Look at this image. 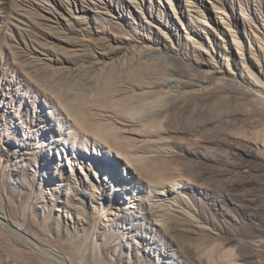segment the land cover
I'll use <instances>...</instances> for the list:
<instances>
[{"label": "rangeland", "instance_id": "rangeland-1", "mask_svg": "<svg viewBox=\"0 0 264 264\" xmlns=\"http://www.w3.org/2000/svg\"><path fill=\"white\" fill-rule=\"evenodd\" d=\"M201 1L0 0V264H92L93 255L102 264H161L156 251L144 257L140 241L115 226L122 220L116 217L109 179L116 180L127 168L145 191L154 189L151 182L123 157L111 167L106 158H113L114 150L110 154L99 142L103 154L98 155L92 137L86 149L103 159L101 177L107 184L96 179L93 166L83 164L90 179L86 172L75 171L80 166L72 157L63 153L59 159L50 144L53 139L73 132L76 146L82 135L57 95L83 94L89 100L77 97L76 104L89 116L102 122L109 118L122 126V137L134 143L152 180L182 183L189 197L183 202L197 213L220 223L214 199L251 196L255 202L250 207L259 212H255L257 221H264V167L245 172L240 153L254 141L253 130L259 128L255 101L233 85H198L209 70L251 80L243 63L248 68L258 65L259 44L253 33L264 38V0ZM221 2L223 20L214 7H221ZM200 13L205 21L198 18ZM232 20L231 31L223 21ZM190 32L208 52L188 38ZM143 48L181 58L179 70L170 76L169 71L143 65L139 57ZM108 62H121L123 67L104 70ZM167 80H174L175 93L157 105L155 94ZM183 81L190 88H182ZM109 92L117 100L153 107L159 123L148 131L124 114L114 116L106 104ZM252 120L256 123H248ZM25 150L29 154H22ZM21 155L30 157L26 165H20ZM134 215L140 218L146 213ZM102 219L111 224L100 226ZM251 226L243 221L235 231L239 240L255 235ZM155 237L160 251L176 248L172 240L167 243L174 237L162 233Z\"/></svg>", "mask_w": 264, "mask_h": 264}, {"label": "bare ground", "instance_id": "bare-ground-1", "mask_svg": "<svg viewBox=\"0 0 264 264\" xmlns=\"http://www.w3.org/2000/svg\"><path fill=\"white\" fill-rule=\"evenodd\" d=\"M188 1L191 2V0H187V2ZM212 2L214 3L215 0H212ZM220 5L221 7L218 5H214V7L218 10L215 12L220 13L222 15L221 19L223 20V15L225 16L226 13L224 12L225 10L223 7V2H221ZM199 7L200 6H197L196 9L200 10ZM200 15L201 16H198V18L205 21V17L202 16L201 13ZM221 22L222 21H220V23ZM223 22L227 25L230 30L231 27L233 28L232 24L235 23L234 20H232V22ZM234 35L236 36V34ZM187 36L189 39L192 40L194 44L205 49V52H208L207 47L201 45L200 42L196 40L195 36L191 34V32L188 33ZM253 36L257 37L255 40H257L259 44L258 52L260 53V59L259 57L254 56L256 58V61H258V65L254 64L252 65V68H248L249 66L245 64V62L243 63L244 68L246 69V72L250 76V79L252 81L250 80L247 82H243L242 80H237V77L233 75L234 73L227 74L225 73V71L223 73H220L222 71H208L207 69L208 72L206 70L205 72H207L208 75L206 74L207 76L198 84L201 88L208 85V83H221L225 85H233L237 89L242 91L244 96L251 98L253 101H255V115L258 116L256 122H258L259 128L257 127L255 128V130H253V133L255 132L253 134L255 138L254 141H250V145L244 147L246 149H241L242 151L240 152L241 158H243L241 166L247 173L257 171L262 166L264 167V38L263 36L255 35V33H253ZM233 39H235L237 43L240 42L236 38ZM111 54H115V52L112 51ZM139 57L143 60V65L154 67L156 66L159 68V70H165L167 71V73L169 71L170 76H172L175 72L179 70V68H177V65L178 62L181 61V58L179 59L178 57L169 55L165 52H155L144 48L142 51L139 52ZM122 67L123 63L112 62L104 70L116 71L121 70ZM140 76L142 75H137V77L139 78ZM174 80L165 81L161 86V89L155 94L156 99H154L156 100L157 105H160V103L163 102L164 99L170 98L174 95L175 90L172 87V82ZM188 83H185L183 81L182 88L184 86H190ZM77 97L83 98L86 101L89 100L86 99L83 94L74 95L72 98H63L58 95L56 96L61 108L65 111L68 117H71L73 119V122L75 123L77 129L81 132V142L75 146V138H77V134L71 132L67 137L60 136L57 139H53L50 144L52 145V147H55L59 152V159H63L64 153L67 154V158H69V156L72 157L71 161L77 162L79 164V170H77V168L75 170V167L73 166L74 164H71L70 162L71 170L74 169L78 173H83L86 172V168L83 164H89L93 166L92 168L94 170L96 179H100L101 185H103V183L106 181L105 179L102 180L100 166L103 164V166L105 167L106 164L103 163L102 158L95 157L94 153H89L88 149H86V143L89 142L92 138L94 139L91 141L92 144L95 148L98 147L99 149L96 152L98 155L103 154L100 147L101 142L104 144L102 145L103 147L106 146L108 148V152L110 154L111 150H114L115 154H112V156L114 155L115 157L113 156V158H106L108 160V164H110L111 167H115V165H117V160L123 157L127 163H135L138 170L149 179V181L151 182V186H153L154 189H149L148 191L144 190L141 181L137 177H135L136 179H131V175L127 168H125L123 175H119L116 180L109 179L111 180L112 184L113 196L115 197L117 202L116 217L122 220V225H119L121 224V222H118L115 226L120 227L122 232L128 234L133 239H137V241H140V247H142L141 250L143 252L142 255L144 257L147 256L148 253L156 251V253H158L157 259H160L161 264H264V221L258 222L257 220L259 217L257 214L259 212L257 213L255 211L257 213L256 214L252 211L250 207L251 204L255 202L254 198H251L250 196L251 199H245L242 197L241 199H234L233 197L231 198L229 192L228 194L230 196L224 195L225 197H222L223 199H214L213 204L215 205V214H218V216L221 217L220 223L215 222V220H211V217L197 213L196 209L191 207L187 202H183L184 199L188 196H186V194L181 189L182 183L180 184L177 181V183L171 181V184H169L165 180L153 181V174L151 171H148L144 168L139 155H137V150L134 146V143L130 140H125L124 137H122L121 130H123V127L114 121L111 122L109 118H106L107 120L102 122V120L99 121V119L96 120V118L94 119L93 117L89 116V114L86 113L83 108H80L76 104ZM109 97L110 100L106 104L112 108L111 113H113L114 116L119 118V113L124 114L130 119L136 120L140 129H147L148 131H152L153 128L159 123V117L157 112H152L153 107L147 108L145 107L144 103L135 104L131 103L128 100H117L114 98L115 96L113 92H109ZM145 100L149 101V97ZM252 110L253 109H251V111L249 112H252ZM249 112L247 114H250ZM251 115L253 114H250V116ZM255 115H253L252 117H254ZM252 117H250L249 119H252ZM251 122L256 123L253 120L248 121V123ZM60 138H62L63 140H60ZM68 141L73 147L75 146V149H71L66 145V142ZM96 141L98 144L96 143ZM22 154H29V152L28 150H25ZM29 158V156L23 157V155H21L20 160H22L23 162H21L20 165H26V161ZM103 158H105V156ZM16 166L18 167V165ZM89 176L90 179H92L91 174L86 172V177L88 178ZM50 179L48 183H50ZM107 183L108 182H106V184ZM178 194H180V198H177ZM170 201L174 202V204ZM127 203L129 204L127 205ZM174 205L176 206V208L174 207ZM229 205L231 208H228ZM133 212L146 213V216H140L139 218L137 215H134ZM244 220H248L251 222V228L255 233V235H253V237L251 239H248L247 241L239 240V237L236 234V230L241 225H243ZM178 221L185 222L183 224L187 227L181 228V225L178 227ZM123 223L125 224L123 225ZM110 224L111 223L108 220L105 219L103 221L102 219L100 226L105 227L109 226ZM187 224H189V226ZM188 231H190L191 234L187 233ZM158 233H162L164 234V236L167 235L170 238L174 237L175 235H179V238L181 236L183 240L181 238L180 239L182 241L178 240V236L174 237V239L167 240V243L170 244L171 240L175 242L174 246H176V248L169 249L166 246V248L164 247L160 251L159 247L157 246V240L155 237ZM184 236L189 239L185 241ZM202 244H204V246L200 247ZM161 247L163 246L161 245ZM138 252L140 251L138 250ZM91 262L92 264H102L100 257H96L95 255H93ZM108 264L116 263L108 262Z\"/></svg>", "mask_w": 264, "mask_h": 264}]
</instances>
